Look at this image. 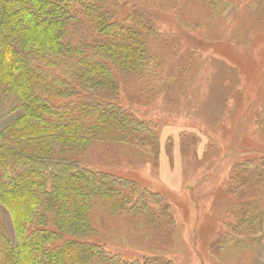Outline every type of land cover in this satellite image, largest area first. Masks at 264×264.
<instances>
[{"label": "rangeland", "instance_id": "obj_1", "mask_svg": "<svg viewBox=\"0 0 264 264\" xmlns=\"http://www.w3.org/2000/svg\"><path fill=\"white\" fill-rule=\"evenodd\" d=\"M106 1L109 12L128 16L126 23L149 21L156 34L148 39L147 68L123 73L109 64L117 85L95 93L151 125L158 146L95 140L73 157L161 194L173 227L155 232L140 216L109 214L98 200L89 240L127 260L264 264V218L259 230L236 228L238 235L226 224L251 195L247 185L232 192L233 168L264 162V0H117L118 8ZM247 169L240 178L250 176ZM0 223L13 238L1 204Z\"/></svg>", "mask_w": 264, "mask_h": 264}, {"label": "trees", "instance_id": "obj_2", "mask_svg": "<svg viewBox=\"0 0 264 264\" xmlns=\"http://www.w3.org/2000/svg\"><path fill=\"white\" fill-rule=\"evenodd\" d=\"M128 20L106 0H0V120L18 112L0 126V204L14 234L0 226V264H171L127 260L89 240L98 200L155 232H169L173 216L161 194L73 157L95 140L158 146L151 125L95 93L117 85L109 64L139 74L150 62L156 31ZM88 25L92 46L82 37ZM259 104L264 130V95ZM242 168L250 176L240 178ZM234 170L232 192L247 185L251 195L227 227L255 232L264 218V162Z\"/></svg>", "mask_w": 264, "mask_h": 264}, {"label": "crops", "instance_id": "obj_3", "mask_svg": "<svg viewBox=\"0 0 264 264\" xmlns=\"http://www.w3.org/2000/svg\"><path fill=\"white\" fill-rule=\"evenodd\" d=\"M262 241H264V233H263ZM262 246H263V248H264V242L262 243ZM263 253H264V251H263Z\"/></svg>", "mask_w": 264, "mask_h": 264}]
</instances>
